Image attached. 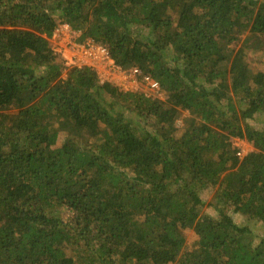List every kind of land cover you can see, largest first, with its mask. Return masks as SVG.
Wrapping results in <instances>:
<instances>
[{"label": "trees", "instance_id": "16d2710c", "mask_svg": "<svg viewBox=\"0 0 264 264\" xmlns=\"http://www.w3.org/2000/svg\"><path fill=\"white\" fill-rule=\"evenodd\" d=\"M60 24L163 98L67 68ZM257 51L264 0H0V264H264Z\"/></svg>", "mask_w": 264, "mask_h": 264}, {"label": "built area", "instance_id": "2783aa9c", "mask_svg": "<svg viewBox=\"0 0 264 264\" xmlns=\"http://www.w3.org/2000/svg\"><path fill=\"white\" fill-rule=\"evenodd\" d=\"M79 34L67 24L58 25L49 42L56 54H63L66 66L89 67L98 73L102 83L108 82L124 92H140L147 97L163 98L160 84L151 75L145 74L137 67L124 69L113 61L108 49L92 40L78 41ZM238 150L237 156L241 155Z\"/></svg>", "mask_w": 264, "mask_h": 264}, {"label": "rangeland", "instance_id": "374dc122", "mask_svg": "<svg viewBox=\"0 0 264 264\" xmlns=\"http://www.w3.org/2000/svg\"><path fill=\"white\" fill-rule=\"evenodd\" d=\"M253 53L256 56V58L263 60L264 53H261L258 51L252 52V54ZM58 55L61 58L65 59L63 54H58ZM257 67H259V66L257 65ZM260 68L262 71H264V64H261ZM187 116H188L187 112H182V117L177 121V125H176L178 132H182V130H183V119ZM231 140H233L234 144L238 147V149L241 150L242 156L244 155V153L247 154V153L251 152L253 149L252 144L245 141V140H242V139H231ZM212 196L213 195L209 191H205L202 194V197H203L204 202H205V206L203 207V212L216 216L217 212L214 210V208L211 205ZM234 219L237 223H243L242 218L240 216L234 215ZM252 227H253V230L255 231V234H256L255 236H257L256 243L258 244L261 241V238H264V229L260 225L252 226ZM184 235L187 239V243L191 245L195 240L194 232L192 230H185Z\"/></svg>", "mask_w": 264, "mask_h": 264}]
</instances>
